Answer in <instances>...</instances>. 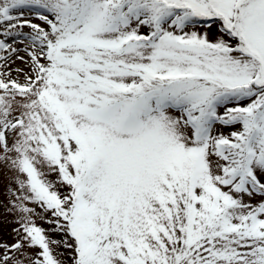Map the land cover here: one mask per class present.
<instances>
[{"label":"snow or ice","instance_id":"obj_1","mask_svg":"<svg viewBox=\"0 0 264 264\" xmlns=\"http://www.w3.org/2000/svg\"><path fill=\"white\" fill-rule=\"evenodd\" d=\"M0 195V264H264V0H0Z\"/></svg>","mask_w":264,"mask_h":264},{"label":"rangeland","instance_id":"obj_2","mask_svg":"<svg viewBox=\"0 0 264 264\" xmlns=\"http://www.w3.org/2000/svg\"><path fill=\"white\" fill-rule=\"evenodd\" d=\"M34 22H38V21H34ZM27 30L28 29L26 28L25 31H27ZM19 55L26 57V53L23 52V51H21L19 53ZM13 59H15V57H13ZM11 66L13 68V72L11 73L12 76H13V78H15L16 75H17L16 72H15V69L17 67L25 68V70H26V65L22 64L19 60H16L15 64H13ZM19 78H20L21 81H23V76L22 75ZM0 199H3V196L2 195H0ZM2 213H3V209H0V214H2ZM2 219H3V221H7V223L0 224V229H2L3 239H5V240H7L9 242H12V239L13 238H12L11 235H9L10 226H11V219L12 218H11V216H3ZM38 223H41V222L38 221ZM45 227H46V225H45Z\"/></svg>","mask_w":264,"mask_h":264}]
</instances>
